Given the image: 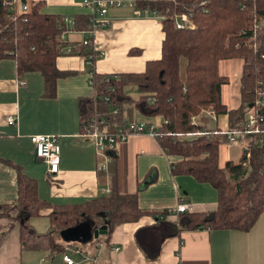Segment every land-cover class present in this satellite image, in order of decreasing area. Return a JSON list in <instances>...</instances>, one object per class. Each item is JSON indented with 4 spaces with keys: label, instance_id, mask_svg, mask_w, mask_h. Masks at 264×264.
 <instances>
[{
    "label": "trees",
    "instance_id": "1",
    "mask_svg": "<svg viewBox=\"0 0 264 264\" xmlns=\"http://www.w3.org/2000/svg\"><path fill=\"white\" fill-rule=\"evenodd\" d=\"M145 1L141 7L159 8L168 15L163 23L165 37L162 54L150 60L140 72L101 74L95 71L91 81L100 95H109L98 109L108 118L114 129L123 122L126 105H134L148 118H160L161 136L158 141L171 157L173 174L191 175L199 182L213 185L218 192L217 208L211 212H185L178 220L168 218L170 212H153L155 223L139 228L135 239L149 260L158 259L164 243L183 229L211 228L249 232L264 214V142L251 138V169L232 160L220 165V145L229 143L226 134L214 133L215 129L196 122L202 110L213 109L216 115H227L230 128H241L251 114L264 113L258 105L260 92L264 93V0H176ZM28 3L24 11L23 3ZM44 0H18L15 9L0 0V59L13 58L19 75L39 72L44 78V96L57 95L58 80L70 72L57 66L61 55L93 54V68L98 59L92 44L83 39L72 45V53L63 39L68 30L65 16L44 10ZM191 7L196 27L179 29L171 13ZM92 18L90 12L75 15L73 28L85 31ZM256 25L259 28L255 31ZM228 40V43H227ZM244 59L241 77V102L230 108L223 102L222 86L228 77L220 74L222 59ZM187 60L182 75V59ZM137 87L138 95L128 92ZM113 88V90H111ZM264 99V98H263ZM113 106L120 107L119 114H112ZM93 97L80 101V121L87 122L94 114ZM106 112H109L108 114ZM153 121V120H152ZM192 134L191 138L179 136ZM108 171L111 190L98 197L78 204H52L39 195L38 181L29 176L18 164H10L17 171L18 198L14 203H0V218L8 219L0 230V243L16 226L22 251L46 250L51 254L63 251L66 242L61 233L84 221L86 216L104 213L106 233L103 241L110 245L115 228L126 222H137L145 214L139 205L138 193L123 194L119 191L117 177V149ZM47 213L51 230L40 233L31 219ZM77 243V242H74ZM80 243V242H78ZM84 247L88 243H80Z\"/></svg>",
    "mask_w": 264,
    "mask_h": 264
},
{
    "label": "crops",
    "instance_id": "2",
    "mask_svg": "<svg viewBox=\"0 0 264 264\" xmlns=\"http://www.w3.org/2000/svg\"><path fill=\"white\" fill-rule=\"evenodd\" d=\"M83 1L44 0L43 6L45 11L75 18L76 14L89 12L82 5ZM67 27L63 39L68 46L78 44L86 36L84 31L74 29L73 24ZM164 37L163 23L159 19L137 17L130 6L111 7L106 23L95 32L96 47L103 55L95 62L94 72L143 71L148 61L161 57ZM57 66L70 74L58 80L56 97L47 98L42 74L19 75L13 58L0 59V203H14L18 198L17 171L12 163L36 178L40 197L55 205L84 203L111 190V174L99 173L95 142L82 135L79 104L94 94L86 59L65 54L57 58ZM243 67L242 58L219 62L220 74L228 77V83L222 86V99L230 108H237L241 102ZM21 79L26 83L22 84ZM132 106L135 113L128 112L127 116L124 109L123 121L160 122V118H148ZM11 116L17 120L15 125L8 123ZM212 118V126L209 121L202 123L209 129L229 127L227 115ZM35 134L59 138L60 171L55 177L49 173L48 163L37 156L31 141ZM241 156V143L220 145L221 166L229 160L238 163ZM116 165L119 191L123 194L137 192L140 207L149 213L137 222L118 225L109 246L97 247L98 242H104L103 234L94 236L85 247L99 258L98 264H175L178 260L182 264H264V214L249 232L204 227L183 229L164 243L158 259H147L135 234L139 228L155 223L153 212H168L180 201L192 204L189 212H211L217 208L218 192L210 183L199 182L191 175L173 174L171 157L159 141L148 134H134L120 143ZM51 210L46 208L42 215L31 219L38 232L52 229L47 216ZM167 216L171 220L179 219V215ZM83 220L91 222L93 228L106 226L104 213L86 216ZM7 224L8 219L0 218V230ZM115 246L120 250L114 251ZM65 250L66 246L53 254L46 250L22 251L16 226L0 243V264H65ZM74 257L80 259L78 255Z\"/></svg>",
    "mask_w": 264,
    "mask_h": 264
},
{
    "label": "built area",
    "instance_id": "3",
    "mask_svg": "<svg viewBox=\"0 0 264 264\" xmlns=\"http://www.w3.org/2000/svg\"><path fill=\"white\" fill-rule=\"evenodd\" d=\"M18 0H6V3L15 9V5ZM145 1H163V0H84L82 5L89 10L92 18L88 24L87 30L84 32L86 36L83 39L84 44H92L94 51L101 57L103 52L99 51L95 43V32L98 26L106 23V15L109 8L111 7H126L130 6L135 10V15L141 18H154L164 21L168 18L166 13H163L159 8H150L149 6L141 7L139 4ZM173 2L175 5L178 4L176 0H167ZM207 1L202 0L201 5H205ZM22 8L24 11L28 10V3H23ZM195 12L191 7H185V9H178L171 13V18L174 20L175 26L179 29L194 28L196 23L194 20ZM74 18L65 17L67 24L74 25ZM259 28L256 25L255 31ZM68 53H72V46L65 48ZM93 54H89L85 59L87 62L88 70L91 71V76L94 75L93 68ZM98 57V58H99ZM264 57V55H263ZM91 77V78H92ZM21 83L26 82L21 79ZM92 83V81H91ZM113 90V88H111ZM260 99L258 100L259 106H264V93L260 92ZM94 100V114L89 120L83 123L82 135L93 139L96 144V151L98 157V170L108 171L110 163H112L113 157L111 151L117 149V146L129 139L134 134H148L153 138L158 139L161 136L162 122L149 121V122H125L117 124L114 129L110 127L108 118L103 114L102 110L98 109V105L101 102L107 104L111 98L109 95H100L97 89L94 88V94L92 95ZM121 111L120 107L113 106L110 110L112 114H119ZM211 116H216L213 109L206 110ZM107 114L109 112H106ZM10 125H15L17 120L15 117L8 118ZM226 134L230 144L241 143L242 145V156L240 163L243 167L251 169L252 160V149L249 144L251 138L257 137L260 142H264V113L260 115L251 114L245 124L241 128H230L227 127L225 130H215L214 133ZM192 135V134H188ZM59 138L57 135L50 134H35L31 136V141L36 147L37 156L45 160L49 165V173L55 177L60 171V154H59ZM192 204L186 201H180L176 206L169 210L170 215H180L181 213L191 211ZM106 246L105 242H98L97 247ZM66 250L63 255L65 264H98L99 258L88 251L80 243H68ZM114 251H119L120 247H112ZM74 255H78L80 259H76ZM118 264V263H113ZM175 264H182L181 260L175 262Z\"/></svg>",
    "mask_w": 264,
    "mask_h": 264
},
{
    "label": "water",
    "instance_id": "4",
    "mask_svg": "<svg viewBox=\"0 0 264 264\" xmlns=\"http://www.w3.org/2000/svg\"><path fill=\"white\" fill-rule=\"evenodd\" d=\"M105 228L106 226H102L99 229L93 228L91 222L84 220L78 223L75 227L63 231L61 236L66 242L89 243L94 238V236L105 234Z\"/></svg>",
    "mask_w": 264,
    "mask_h": 264
},
{
    "label": "rangeland",
    "instance_id": "5",
    "mask_svg": "<svg viewBox=\"0 0 264 264\" xmlns=\"http://www.w3.org/2000/svg\"><path fill=\"white\" fill-rule=\"evenodd\" d=\"M227 43H228V40H227ZM233 58H241V57H233ZM227 59H231V58H227ZM186 64H187V60L183 58L182 59V68H181V72H182V75L183 76L185 75V67H186ZM128 90H130V93H132L134 96L138 95V89H137V87H129ZM124 109L127 110V114H126L127 116H128V112L130 114H134L135 111H136V109L132 105L125 106ZM206 110H208V109H206ZM206 110H202L201 113L198 116H195V119L194 120L200 122L202 125H204L203 123H206V122L209 121L208 124L210 123V125L212 126L214 124V118H212V116H208L209 114L206 112ZM129 119H132V118H129ZM210 125H208V126H210ZM179 137L180 138H183V139L184 138H191V135H188L187 134V135H182V136H179Z\"/></svg>",
    "mask_w": 264,
    "mask_h": 264
}]
</instances>
